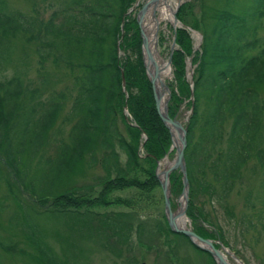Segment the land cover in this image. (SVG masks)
Listing matches in <instances>:
<instances>
[{
	"label": "trees",
	"instance_id": "16d2710c",
	"mask_svg": "<svg viewBox=\"0 0 264 264\" xmlns=\"http://www.w3.org/2000/svg\"><path fill=\"white\" fill-rule=\"evenodd\" d=\"M138 1L61 0L46 6L49 13L44 18L35 7L27 15L0 0V73L4 65L12 63L15 38L34 43L39 58L36 79L25 81L22 73L14 71L0 81V157L15 179L5 180V194L16 199L13 186L18 191L22 186L31 192L37 207H45L48 200L61 203L60 210L71 218L72 214L82 216V227L95 219L101 230L109 231V237L123 240L134 227L129 213L95 214L87 208L113 203L106 196L114 190L160 189L155 169L171 145L143 65L139 28L131 11ZM220 7L204 11V25L197 23L204 28L198 52H192L185 30H178V49L171 54L175 86L170 88L168 112L175 116L185 101L191 111L184 159L189 182L187 215L196 221L207 219L194 202L198 193L213 196V187L205 180L208 173L225 196L251 158L258 164L264 161V35L259 34L264 30V0H252L242 11L231 0H222ZM181 13L179 10L177 19ZM191 56L195 66L192 88L186 79V60ZM48 60L54 68L65 66L68 85L55 88L64 82L59 76L54 80V74L46 70ZM69 104L63 121L70 127L64 135L57 121ZM124 108L131 120L123 115ZM118 121L127 136L119 132ZM197 131L200 134L195 136ZM141 135L146 137L142 156ZM119 152L125 156L124 163ZM41 163L43 170L38 167ZM98 165L104 172L95 178L101 198L90 199L82 193L94 186L76 185V178ZM169 181L171 195L177 197L182 190L181 174L171 173ZM130 202L134 201L115 200L126 206ZM57 205L52 209L57 211ZM162 217L168 233L186 238L171 232L164 214ZM141 230L137 224L140 243ZM167 232L159 229L166 238ZM195 232L204 238L214 236L200 225ZM38 250L49 262L46 248Z\"/></svg>",
	"mask_w": 264,
	"mask_h": 264
},
{
	"label": "rangeland",
	"instance_id": "374dc122",
	"mask_svg": "<svg viewBox=\"0 0 264 264\" xmlns=\"http://www.w3.org/2000/svg\"><path fill=\"white\" fill-rule=\"evenodd\" d=\"M60 1L7 0V6L11 10H17L27 15H31L32 9L35 7L46 18L49 13V8L45 9L46 6L50 2L57 4ZM145 1L140 0L135 4V18L140 6ZM231 1L234 6L239 8V11L249 7L252 2V0ZM221 4L222 0L180 1L179 10H182V13L177 19L176 15L179 10L178 13L175 12L174 15L177 20L175 26L172 23L173 20H161L156 32H154L161 60L167 62L173 41L175 44L173 51L178 49L176 43L178 30H185L189 35L192 52L199 51L204 28L201 24L197 27V23H203L201 17L204 11L221 9ZM158 16L159 13L156 12L155 17ZM183 21L186 22L182 23ZM262 23L264 25V19ZM259 34L263 36L264 30L260 31ZM13 42L16 45V52L12 63L2 67L0 81L9 78L14 71L19 74L22 73L25 81L36 79L39 58L34 53V43H27L21 38H15ZM119 56L123 57L122 52L119 53ZM188 64H190V69L191 65L193 66L192 59L186 60L187 81H189L187 78ZM54 65L51 60H48L45 63L46 70L54 74V80L59 76L63 78L64 82L56 84L55 88H61L63 84L68 85L69 78L64 72L67 70L65 66L61 64L57 66L59 68H54ZM168 67L170 74L164 79V83L170 91L169 111L172 95L170 88L175 86V79L171 63ZM176 93L178 94V92ZM69 106L70 104L66 105L57 121V125L62 126L64 135L70 127L63 121V116L68 113ZM186 107L185 101L179 107L176 115L172 117H176L183 127L187 124L189 116ZM123 115L131 120L127 108L123 109ZM118 123L119 132L122 136H127L122 122L118 121ZM228 124L225 126L226 132L228 131ZM199 134L200 131H197L195 136ZM143 153L142 150L140 156ZM119 154L121 162L124 163L125 156L121 152ZM166 154L164 157L167 156V158L163 161L169 162L175 159V149H171V145ZM214 155L215 153L212 154V157ZM36 162L37 160L34 161V165ZM160 164L159 167L157 166L158 168H161ZM38 167L43 170L44 163L39 164ZM103 174L102 168L98 165L86 169L85 173L76 178V185L89 184L94 186L93 190L82 193L84 194L82 196L90 199L101 198L98 195L101 186L97 184L95 178L102 177ZM13 178L11 170L0 157V264H216L206 253L195 249L186 238L174 236L167 232L162 217L164 204L160 189H156L154 192H150V190L138 191L134 188L114 190L106 196V200L114 201L113 203H106L104 206L92 204L87 208L88 211L95 214L129 213L134 227L129 232L130 236L125 238L126 240L124 239L125 242H123V239L109 237V231L105 228L101 230L95 219L82 227L80 225L82 216L72 214L71 218L70 213L60 210L62 208L61 203L48 200L44 202L45 207L41 204H38L37 207L34 203L36 199L31 192L25 191L22 186L19 187V191L16 186H13L16 199L7 196L4 182L8 179L13 182L15 180ZM140 178L143 177L140 176ZM205 180L207 184L213 187V196H210L211 193L200 192L194 202L203 211L202 214H206L207 219H198L200 222H196L193 218H189L186 214L188 203L186 205L184 201V217L187 221V227L192 230L195 223H198L206 232L213 233L214 236L211 239L217 245L221 243L227 247L225 249L236 256L241 264H264V161L263 164H258L255 158H251L241 169L240 176L233 184L230 193L225 196H222L224 194L221 193L219 184L212 181L209 173ZM25 181L29 183V178ZM169 185L171 187L170 181ZM211 197L212 200L209 199ZM116 199L133 200L134 202H130L126 206L115 203ZM179 200V197H172L174 212H177L181 206ZM56 204H58L57 211L52 209ZM28 207L31 209L27 210ZM44 209L48 210L44 212ZM80 210L82 212L84 208ZM201 221L205 223H201ZM137 224L142 226L140 234L142 243L137 240L135 233ZM166 225L170 229L167 221ZM159 229L167 232V238L159 234ZM38 248L43 250L46 248L49 262L41 255ZM51 260L53 263L50 262Z\"/></svg>",
	"mask_w": 264,
	"mask_h": 264
},
{
	"label": "water",
	"instance_id": "95a60500",
	"mask_svg": "<svg viewBox=\"0 0 264 264\" xmlns=\"http://www.w3.org/2000/svg\"><path fill=\"white\" fill-rule=\"evenodd\" d=\"M157 1L159 0H146L141 5L140 10L137 12L136 22L139 28V33H140L141 43H142L141 52H142L143 65L145 68L146 76L151 84L153 99L155 101V107H156L157 114L160 120L162 121V123L169 130L172 143H173V138H172L171 128H173L174 130L180 133L179 145L178 147H175L176 156H175L174 164L170 168H168L167 170H164L161 173L162 177L159 176L158 168L156 169V177L159 181L160 188L162 191V196H163L165 218L167 220L169 228L173 232L184 235L195 246L209 253L214 259V261L216 262V264H227L222 259L219 253V250L215 248L211 240L201 238L200 236L195 234L192 230H185V229L178 228L175 223V214H174L175 212H173L171 209V201H170L171 194H170V187L168 184V178H169V175L175 170H179L182 174L183 189H182L181 197L184 198L186 205L188 202L189 183H188V179L186 175V167H185V160H184V150L186 148V129L182 127L179 121L176 120L177 119L176 117L171 118L169 116L168 101L170 99V91L168 87L165 85V83L161 81L158 70L156 68L149 70L145 62V50H146L147 41H146V37L144 35L143 28H142V19L148 7L151 4L156 3ZM174 14H173V22L176 23L177 20ZM174 45L175 44L173 41L171 49H170V55L166 62L168 66L171 63V54L173 52ZM122 84L124 85V80H122ZM163 91L166 92L167 94V100L164 105L163 111H161V109L159 108V98H160V95H162ZM184 213H185V210L183 211V215ZM203 245H205L206 247H204ZM141 264H145V263H141Z\"/></svg>",
	"mask_w": 264,
	"mask_h": 264
},
{
	"label": "bare ground",
	"instance_id": "6f19581e",
	"mask_svg": "<svg viewBox=\"0 0 264 264\" xmlns=\"http://www.w3.org/2000/svg\"><path fill=\"white\" fill-rule=\"evenodd\" d=\"M180 1H183V0H159L156 3L151 4L148 7V9L146 10L145 15L143 16V19H142V28H143V32H144V35H145L146 41H147L146 42V44H147L146 50H145V62H146V65H147L149 70L154 69V68H156L158 70L159 77H160L161 81H163V82H164V79L170 74V68L167 66L166 62H163L161 60V58L159 57L158 48H157V39H156V36L154 35V32H156V30H157V26L159 24V21H161V20H171L172 21L173 20L172 16L179 9ZM177 3H178V5H177ZM176 5H177V7H176ZM175 7H176V9H175ZM140 8H141V6H140ZM132 9L135 10L134 7ZM156 12L159 13L158 17H155ZM172 23L175 26L176 23H174L173 21H172ZM158 39H159V34H158ZM197 51H193V53H195ZM141 54H142V52H141ZM191 58H192V56L188 58V61H190ZM189 65L190 64H188V68H187V78L190 80L194 67L191 65V68L189 69ZM124 85H125V82H124ZM191 99H193V95H191ZM166 100H167V94H166V92L163 91L162 95H160V98H159V108L161 109V111H163V109H164V105L166 103ZM155 109H156V107H155ZM168 114H169V112H168ZM177 121H179V120H177ZM179 123H180V121H179ZM171 133H172V138H173V144H172V140H171V149L174 150L175 147H178V145H179L180 133L178 131L174 130L173 128H171ZM145 139H146L145 135H141V140L143 142L139 146V151L141 150L140 152H142V147H143V143H144ZM172 145H173V147H172ZM175 153H176V151H175ZM165 155H167V154H165ZM165 158H167V156L157 162L158 167H159L160 162L163 161ZM174 161H175V159L173 161H169V162L163 161L160 164L161 168H158L156 166V169L158 168V172H159L160 177H162L161 173L164 170H167L168 168H170L174 164ZM156 169H155V172H156ZM175 171H178L181 174V172L179 170H175ZM175 171H173V172H175ZM170 175H169V177H170ZM186 175H187V173H186ZM157 181H158V179H157ZM181 182H182V174H181ZM158 183H159V181H158ZM168 184H169V178H168ZM159 186H160V184H159ZM169 187H170V185H169ZM170 189H171V187H170ZM182 189H183V183H182ZM160 190H161V188H160ZM161 193H162V191H161ZM181 193H182V190H181ZM181 193L177 196V198L178 197L180 198L179 201L181 203L180 204L181 206L177 210V212L174 213L175 214V223H176V226L180 229L191 230L187 227V225H186L187 221L183 215L184 198L181 197ZM172 197L173 196L171 195V198H170L171 209H172ZM163 204H164V202H163ZM172 211H173V209H172ZM164 216H165V214H164ZM219 244H221V243H219ZM203 246L206 247L205 245H203ZM219 253H220L222 259L227 264H240V262L235 260L234 256L227 249L222 248L219 250ZM229 258H231V259H229Z\"/></svg>",
	"mask_w": 264,
	"mask_h": 264
}]
</instances>
